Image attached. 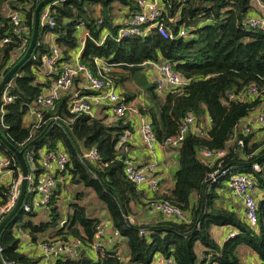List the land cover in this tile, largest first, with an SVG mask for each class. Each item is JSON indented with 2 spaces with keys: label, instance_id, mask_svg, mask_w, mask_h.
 <instances>
[{
  "label": "trees",
  "instance_id": "16d2710c",
  "mask_svg": "<svg viewBox=\"0 0 264 264\" xmlns=\"http://www.w3.org/2000/svg\"><path fill=\"white\" fill-rule=\"evenodd\" d=\"M39 1L0 0V38L5 34L10 36V40L0 46V80L24 54L9 63L19 39L4 14L6 8L19 9L32 34L34 8ZM86 2L92 4L94 11L84 5ZM163 3V21L173 32L183 24L186 35L169 39L153 29L145 36L117 39L119 23H114V18L121 13L118 7L124 12L121 15L127 17L139 9L137 0H56L51 3L56 27L39 23L31 55L6 83V92L12 99L1 105L0 96V131L23 153L32 148L38 167L41 146L62 147L69 160L66 167L54 175L68 180L57 182L48 207L34 211L20 208L2 228V259L19 264H38L41 260L40 255L19 248L20 239L14 229L20 226L33 242L81 239V247L75 255L57 254L54 264H150L158 253L172 257L176 264H211L212 261L239 264L238 245L241 244L257 253L260 263L264 264V140L252 139L253 133H250L245 137L243 147L229 141L235 124L264 104V29L245 24L253 7L252 0H163ZM176 13L180 20L170 22L167 17ZM97 16L102 17L100 24H97ZM80 20L89 31L80 52L82 62L93 69L95 56L105 58L111 65L109 76L121 89L125 101L141 94L140 90L127 87V80L144 87L147 99L138 100L137 106L149 117L159 142L176 134L187 114H193L197 124L205 130L204 135L190 131L181 140L176 147L178 168L173 174L172 186L164 191L157 190L156 195L187 211L188 221L161 215L151 222L138 219L139 208L147 211L146 202L142 191L123 172L126 152L121 137L126 130L133 129L129 114L116 117L111 113L109 102L94 115L72 113L69 110L70 91L61 94L52 108L34 104L37 96L51 84V78H56L54 73L44 79L39 74L42 58L51 45L48 33L54 34L52 41L60 50V60H68L70 50L79 44L76 25ZM103 27H108L109 33L100 43ZM162 60L170 61L186 82L165 90L160 96L155 81L148 79L143 68L148 62ZM250 83L260 89V95L240 97L239 93ZM81 92L92 91L86 88ZM228 93H233L234 97H229ZM33 111H39L41 117H34ZM26 114L30 115L28 123L25 122ZM226 146L228 153L222 158V165L234 164L236 169L251 172L257 187L262 189L263 194L257 197L256 228L250 226L234 205L224 203L223 193L227 188L222 181L205 187V179L215 165L209 164L201 150ZM90 147L96 148L99 158L96 161L80 159V151ZM254 149L252 160L258 161L259 169H253L252 160L243 156ZM0 152L15 157L2 143ZM68 182L92 189L94 205L87 208L84 204L71 202L72 211L63 214L57 199L61 187ZM4 189L5 186L0 184V203L4 201ZM82 192L78 190L76 197L79 198ZM96 206L107 213L112 230L117 231V241L111 248L101 245L94 256L93 232L103 218L95 211ZM221 225H232L237 232L220 244L213 237L211 228ZM141 228L147 233H141ZM123 242L127 248L120 254L117 249ZM197 243L205 248L201 251V259L197 255Z\"/></svg>",
  "mask_w": 264,
  "mask_h": 264
},
{
  "label": "built area",
  "instance_id": "2783aa9c",
  "mask_svg": "<svg viewBox=\"0 0 264 264\" xmlns=\"http://www.w3.org/2000/svg\"><path fill=\"white\" fill-rule=\"evenodd\" d=\"M52 2L53 1L45 3L39 12V23L48 24L50 27L55 26V19L51 11ZM137 2L139 5L138 10L133 11L130 15L121 20H114V23H119L116 33L117 39L131 35L145 36L153 29L164 38L169 39L187 34V29L183 24H180L177 31L173 32L167 25V22L163 21L164 18L162 17V13L165 11L163 0H137ZM4 14L8 18L9 23L12 25V30L19 39L16 49L13 51L9 61V63L12 64L16 58L27 49L31 31L29 24L26 22L24 15L19 9L7 7ZM167 19L170 22H177L180 20V16L176 13L174 15H169ZM101 22L102 17L97 16V24ZM245 24L251 28L264 29V9L254 14L248 12ZM76 32L79 37V44L77 47L70 50V58L68 60H60V50L52 41L54 34L48 33L51 45L49 52L42 58V70L39 74L44 79L48 77V75H51V73H54L56 74V78L52 79L50 77L51 84L45 87L43 92L37 96L34 104L42 106L43 108H52L54 101L61 94L69 92L75 77L80 75L85 81L86 88L90 89L92 92L82 93L76 90L73 93L71 92L69 110L72 113L84 112L94 115L101 104L109 102L112 104L111 113L116 117L126 114L136 116L139 121L138 131L140 133V139L144 144L146 152L149 154V159L141 164L134 161L130 154V144L128 141V134L130 131L126 130L121 137V142L125 141L123 149L126 152L123 158V172L126 178L142 191L147 212L158 213L164 218L176 221H188L189 213L187 211L156 196L160 177L157 172L159 170V162L155 153L158 147L164 148L165 146H172L176 148L190 131L198 135H204L205 130L197 124V120L193 114H187L181 122L179 131L174 135L167 136L163 143L159 142L149 117L142 114L137 106V101L142 100L143 96L138 95L125 101L119 89L109 76L111 65L108 64L105 58L95 56L93 58V69L83 63L80 58V52L84 45L85 38L89 35V31L84 28L82 20L77 23ZM108 33V27H103L102 35L99 40L100 43L103 42ZM8 40H10V36L5 34L0 38V46ZM154 63L160 74L158 78L153 80L158 90L165 91L186 82L174 69L170 61L162 60ZM260 93V89L255 84L250 83L246 85L245 90L239 93V96L255 98L260 95ZM0 96L2 97L1 105L12 99L11 95L6 92V84ZM228 96L234 97V94L228 93ZM33 115L36 118L41 117L39 111H33ZM207 122H209V119ZM254 132L264 137V104L258 109H253L246 118L240 119L239 122L235 124L234 131L229 141L232 143L235 142L240 147H243L245 137L250 133L254 135ZM255 151L256 149L244 153V158L252 160ZM238 152L241 151L238 150ZM227 153V146L215 150H201V154L209 161V164L215 165L214 169L209 172L205 179V187L209 188L213 184L222 181L227 188L228 194L239 201L245 220L250 226L256 228L258 223L257 197L261 195L262 189L257 187L256 179L251 172L236 169L234 164L222 165V158ZM23 156L27 165V173L25 175V195L20 208L24 211L46 208L50 204L51 196L56 189L57 182L64 178L61 176L55 177L54 174L66 167L69 157L62 147L51 149L47 148L45 145L41 146L38 150L37 161L40 167L36 165L34 150L32 148H27ZM79 157L82 160L96 161L99 158V154L96 148L90 147L89 149L81 150ZM251 164L253 169H259L258 161L252 160ZM21 179V170L15 157L0 152V184L5 186L2 192L4 201L0 203V218L4 216L15 203L20 192ZM27 194L28 198L26 197ZM196 224L198 226L199 221H197ZM104 228L105 226H103L101 222L96 225L93 232L91 247L94 252L101 246ZM140 232L147 233L144 228H141ZM116 233L117 231L114 230V234ZM14 234L20 239L19 248L21 250H24L25 246H36L42 257L41 259L44 260V264H54V258L57 254L75 255L82 243L79 237H71L68 240L56 239L33 242L29 233L24 231L20 226L14 229ZM234 234L235 231L230 232L227 237ZM3 263L19 264L9 259H3ZM150 264L176 263L172 257H167L158 253Z\"/></svg>",
  "mask_w": 264,
  "mask_h": 264
},
{
  "label": "crops",
  "instance_id": "0c3cea01",
  "mask_svg": "<svg viewBox=\"0 0 264 264\" xmlns=\"http://www.w3.org/2000/svg\"><path fill=\"white\" fill-rule=\"evenodd\" d=\"M252 6L253 7L250 9L249 13L250 14L258 13L260 10L264 9V2L260 0H252ZM118 8L121 11V13H117V16L114 19L121 20L124 18V16L121 15L122 13L124 14V12L120 9L121 7H118ZM143 72L146 74L148 79L151 81L155 80V78H158L160 76L157 70L156 64L154 62H148L143 68ZM84 89H86L85 81L82 76L78 75L77 77H75L72 83V86L70 87V92L73 93L75 90L78 92H81ZM157 92L160 94V96H163L164 94V90L157 89ZM140 95L143 96V98L147 99L145 92L141 93ZM104 104L105 102L97 108L96 113L99 111V109L101 110L103 109ZM129 117L133 122V129L128 134V141L130 144V154L132 155L135 162H137L138 164H141L143 162H146L149 159V154L146 152L144 144L140 139V133L138 131L139 121L137 117L134 115H130ZM208 119L209 117L207 116V121ZM155 154L159 162V170L157 172L160 177L159 188H158V192H160L172 186L173 174L178 168V150L172 146H165L164 148L158 147ZM62 180H65V182H67L66 180L68 179L62 178ZM227 192L228 191L225 189V192L223 193L224 203L230 206L234 205L235 208L238 210L239 214L243 215V211H242L241 205L239 204V201L236 198L230 196ZM262 194L263 193L261 192V195ZM193 199L195 198L193 197ZM159 217H160V214L158 213H149L140 208L138 210V219L141 221L151 222V221L157 220ZM102 224L103 226H105L104 228L105 230H104V235L102 238L101 245L102 247H106L105 246V243H106L110 246L109 248H111L117 241L116 240L117 233L114 234V231L112 230V227H111L110 219L106 215L103 216L102 218ZM233 231H235L236 233L237 228L232 225L213 226L211 228L213 237L220 244L225 239L228 238L227 237L228 233L233 232ZM122 247L124 248L122 249L121 246L120 247L118 246L117 251L119 253L120 251L121 252L126 251L125 245H122ZM204 249L205 248L200 243L196 244V250L198 253H201V251ZM238 250L240 253V263L239 264H261L260 259L257 256V253L251 251L244 244L238 245ZM24 251L29 252L30 254L40 255L38 248L34 245L25 246ZM93 255L96 256L94 251H93ZM121 256L123 258H127L123 254ZM200 258H202V254ZM38 264H44V260L41 259ZM211 264H219V263L216 261H212Z\"/></svg>",
  "mask_w": 264,
  "mask_h": 264
},
{
  "label": "water",
  "instance_id": "95a60500",
  "mask_svg": "<svg viewBox=\"0 0 264 264\" xmlns=\"http://www.w3.org/2000/svg\"><path fill=\"white\" fill-rule=\"evenodd\" d=\"M50 1H56V0H40L37 5L34 8L33 13V27H32V34L30 38L29 45L27 49L25 50L24 54L20 57V59L2 76L0 80V94L4 87V85L8 82L10 76L16 71V69L24 62L27 61L28 57L31 55L34 46L37 41L38 37V28H39V12L41 7ZM56 27V26H54ZM0 143L6 146L7 149H9L15 156L17 163L19 165V168L21 170L22 179L20 183V192L18 194V197L11 207V209L2 217L0 218V232L2 228L8 223V221L13 217V215L20 209L21 202L25 195V189H26V180L25 175L27 173V165L25 158L23 156V151L21 149H17L13 144L9 142V140L1 133L0 131ZM0 264L3 263V259L0 254Z\"/></svg>",
  "mask_w": 264,
  "mask_h": 264
},
{
  "label": "rangeland",
  "instance_id": "374dc122",
  "mask_svg": "<svg viewBox=\"0 0 264 264\" xmlns=\"http://www.w3.org/2000/svg\"><path fill=\"white\" fill-rule=\"evenodd\" d=\"M84 5L87 6L90 11H94V9L91 6L92 4H90L89 2H86ZM90 13H92V12H90ZM132 81L133 80H127V82H126L127 87H129L133 90H140V92L143 93L144 87L142 85L139 86V84H136L134 81L133 82ZM118 89L120 90V88H118ZM29 120H30V115L26 114L25 115V122L28 123ZM254 138L257 139L258 141L264 140V137L259 135V133H255V132H254V135L252 136V139H254ZM78 190H83V192L80 194L79 198L76 197V192ZM92 197H93L92 189L84 187L82 184L76 185V184H72V183L68 182V183H65V185L61 187L57 201H58V204L60 205V208L62 209V212L64 214V213L72 211L73 205L70 204L71 202H78L80 204L86 205L87 208H89V207L91 208L94 205V200ZM95 211L97 213H99L100 216L106 215L108 217L107 213L101 212L98 206L95 207ZM122 245H125V248H127L126 244H124V242L120 245L121 248L123 249L124 247H122ZM105 246L108 248L110 247L106 243H105ZM197 255H198V258L201 259L200 258L201 253H197Z\"/></svg>",
  "mask_w": 264,
  "mask_h": 264
}]
</instances>
